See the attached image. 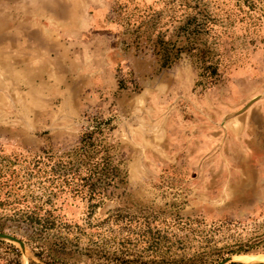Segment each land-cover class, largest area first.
<instances>
[{"label":"rangeland","instance_id":"1","mask_svg":"<svg viewBox=\"0 0 264 264\" xmlns=\"http://www.w3.org/2000/svg\"><path fill=\"white\" fill-rule=\"evenodd\" d=\"M0 232V264H264V0H0Z\"/></svg>","mask_w":264,"mask_h":264},{"label":"trees","instance_id":"2","mask_svg":"<svg viewBox=\"0 0 264 264\" xmlns=\"http://www.w3.org/2000/svg\"><path fill=\"white\" fill-rule=\"evenodd\" d=\"M167 55V54H166ZM47 215L41 216L39 214V212H35V211H27V212H23L21 214L22 218H24V220L29 221V223H31V225L37 224V225H41L42 229L39 231L41 233H38V237L39 240L45 239L46 237H43L44 233L47 232L48 230H51L54 227V217L50 214V213H46ZM3 241H0V244H3ZM39 247V251L34 253V256L39 260L42 261L46 264H58V257H56L55 255H68L66 254V249L64 248V246H59L54 244V247H50L47 250L42 249V246H38ZM15 255V258H13L12 260H10L9 262H7V264H21L20 262V252L18 249L14 248L13 246H9L8 247ZM66 252V253H65ZM239 252V251H237ZM239 254V253H236ZM30 264H34L32 261H30ZM118 264H129V262H119Z\"/></svg>","mask_w":264,"mask_h":264},{"label":"water","instance_id":"3","mask_svg":"<svg viewBox=\"0 0 264 264\" xmlns=\"http://www.w3.org/2000/svg\"><path fill=\"white\" fill-rule=\"evenodd\" d=\"M0 240H6V241H9V242L16 243V244H18L19 248L22 251L24 250V243L19 238L15 237V236H12V235L7 234V233L0 232ZM229 261H230V259H227L225 261L219 262L218 264H224V263H227Z\"/></svg>","mask_w":264,"mask_h":264},{"label":"bare ground","instance_id":"4","mask_svg":"<svg viewBox=\"0 0 264 264\" xmlns=\"http://www.w3.org/2000/svg\"><path fill=\"white\" fill-rule=\"evenodd\" d=\"M234 258V257H233Z\"/></svg>","mask_w":264,"mask_h":264}]
</instances>
